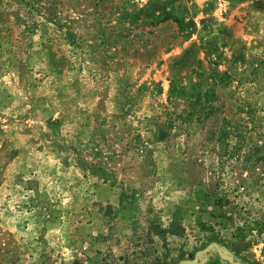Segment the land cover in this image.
<instances>
[{
	"label": "rangeland",
	"instance_id": "rangeland-1",
	"mask_svg": "<svg viewBox=\"0 0 264 264\" xmlns=\"http://www.w3.org/2000/svg\"><path fill=\"white\" fill-rule=\"evenodd\" d=\"M214 242L264 264V0H0V264Z\"/></svg>",
	"mask_w": 264,
	"mask_h": 264
},
{
	"label": "water",
	"instance_id": "water-1",
	"mask_svg": "<svg viewBox=\"0 0 264 264\" xmlns=\"http://www.w3.org/2000/svg\"><path fill=\"white\" fill-rule=\"evenodd\" d=\"M212 250H217L222 255V257L230 260L233 264H247L236 259L231 252H229L224 246L217 242L211 243L206 248L199 250L194 259H184L178 264H202L203 260L208 255V252Z\"/></svg>",
	"mask_w": 264,
	"mask_h": 264
},
{
	"label": "trees",
	"instance_id": "trees-1",
	"mask_svg": "<svg viewBox=\"0 0 264 264\" xmlns=\"http://www.w3.org/2000/svg\"><path fill=\"white\" fill-rule=\"evenodd\" d=\"M65 34H66V39L69 41V42H71V43H73V40L71 39V37L73 36V33L71 32V31H66L65 32ZM162 137L164 136V134H162L161 135ZM160 136V137H161ZM138 137H141V135H138ZM85 160H87V162L86 163H88L89 165V169L90 170H92V168L94 169V168H97V166L98 167H100V164H98L97 162H92V161H88V159H85ZM93 172H96V171H93ZM105 171H103V169H99V172H98V175H104L105 173H104Z\"/></svg>",
	"mask_w": 264,
	"mask_h": 264
}]
</instances>
